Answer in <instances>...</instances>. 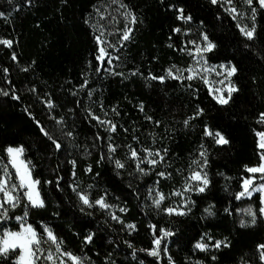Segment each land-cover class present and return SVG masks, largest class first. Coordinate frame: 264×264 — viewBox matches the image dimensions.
<instances>
[{
	"label": "trees",
	"instance_id": "16d2710c",
	"mask_svg": "<svg viewBox=\"0 0 264 264\" xmlns=\"http://www.w3.org/2000/svg\"><path fill=\"white\" fill-rule=\"evenodd\" d=\"M252 4L255 32L248 39L212 0H0V41H11L0 43V158L8 164L6 149L22 147L44 201V207H32L21 190L18 206L6 205L9 218L0 221V234L19 230L16 217L27 211L25 221L45 241L47 227L84 264H263L262 196L236 198L251 176L245 166L261 162L257 133L264 132V8L258 0ZM181 9L191 17L186 24L215 45L208 60L236 69L237 91L227 104L200 80L151 79L191 65L183 52ZM126 27L132 32L116 52L119 59L97 72L96 37L107 31L121 39ZM104 115L115 132L93 118ZM208 130L228 143H216ZM142 148L162 151L166 177L139 171L131 151ZM201 152L209 183L191 195L189 211L152 205L150 188L157 184L166 196L173 193ZM101 197L118 219L95 204ZM164 230L172 235L163 238L158 256L150 255ZM205 238L210 247L197 248ZM42 247L55 250L50 241ZM15 259L13 252L0 255V264H17Z\"/></svg>",
	"mask_w": 264,
	"mask_h": 264
},
{
	"label": "snow or ice",
	"instance_id": "6c2138e0",
	"mask_svg": "<svg viewBox=\"0 0 264 264\" xmlns=\"http://www.w3.org/2000/svg\"><path fill=\"white\" fill-rule=\"evenodd\" d=\"M12 0H9V3H11ZM116 0H113V3H115ZM219 0H212V3H218ZM245 2L249 5L252 4L253 0H245ZM260 6L264 8V0H258ZM227 3L231 4L232 0H227ZM121 7H125L124 5H121ZM181 19H186L190 20L191 17H184L182 15L183 10L181 9ZM233 13L236 12V8L232 7L230 9ZM253 13H255V9H252ZM4 13L0 12V16H3ZM127 15H131L128 13ZM254 18V16H253ZM132 22H135V17H132ZM175 31H180V29H176ZM132 29L131 28H125L123 31V35L121 37L122 41H127L130 39ZM241 32L248 38L252 39L254 36L255 28L253 27L251 30H248L246 28H241ZM103 33H101L100 36H97V42L98 44L101 45L99 48V55L96 57L98 61L101 62L100 67L97 68V72L103 68V62L105 58H107V63L111 64L113 57L111 54L107 51V48H112L113 45L107 44L105 47L104 45L106 42L102 39ZM203 39L205 41H208L207 35L203 36ZM0 43L6 44L8 46H11V41L8 40H3L0 41ZM215 45L208 41L206 47L196 48V52L200 53L202 51H211ZM15 59V57H13ZM115 59H119V57H115ZM223 67V66H222ZM6 71V70H5ZM179 71V70H178ZM185 71H188L189 73L195 72V69L189 68L186 69ZM236 72L235 67H231L227 71V75L230 77ZM137 73H133L135 75ZM167 75L168 76H173V71L172 69L167 70ZM173 78L179 79L180 77H175ZM193 75H189L186 77V79H193ZM151 79H159L163 81L165 77H156L152 76ZM221 84L224 83V81H220ZM87 85V80L85 81V84L82 85L81 87H85ZM215 91L218 93L217 95V101L220 104H227L229 102V99L232 96L233 92H236L237 89L235 87L229 86L227 88V96L225 97L223 94L222 89H215ZM3 95H8L7 92H3ZM17 98L18 97H14ZM49 107H52V104L49 102ZM143 106H141V109ZM202 111V110H201ZM99 123L101 124H106L109 126V130L111 132L116 131V125L113 124L111 121H105L101 120L99 117H93ZM261 120L264 121V113L261 114ZM187 124V121H185ZM41 131L44 132L45 135H48L46 131H44L43 128H41ZM206 135H214L217 137L216 143L218 144H227L228 140L219 132L212 133L210 131H206ZM69 136H71V133H68ZM257 135L260 138V143L258 147L262 150H264V132H259ZM51 139V137H49ZM53 143L55 144V147L57 149L61 148V144L53 140ZM116 149L115 147L110 146L109 151L114 152ZM145 152L148 153V156H158L160 157L159 160L156 159H149L147 163L151 165H156L159 162H162L164 157L160 154L159 151L152 152L148 149L144 150ZM6 152L8 154L9 160L8 164H3L2 161H0V165L3 166V172L2 175H0V221L7 220L9 218V208L6 207V205H10L11 208H15L18 206L21 200L20 196V191L23 190V197L27 199V201L31 204L32 207H44V201L40 198L39 191L37 190V185H39L41 182L39 180L33 179L32 177V169L30 167L31 161H25L21 157L23 156L24 149L22 147H17V148H12L9 147L6 149ZM201 156H204L205 154L202 152L200 153ZM131 156L132 158H137L138 157V152L136 150L131 151ZM261 157V162L259 163L258 166L255 167H246V170L249 173L252 174H257L259 173L260 175L258 177L253 176L251 178L245 179L243 182V190L237 194V199H240L244 196H251L254 192H264V151L260 153ZM144 161L141 160L137 163V168L143 172L144 169L140 168V163H143ZM74 163V162H73ZM206 163V161H205ZM11 165V167L15 170V177L18 180L19 183H11V178H12V173L8 171V165ZM116 165L118 168H123L124 165L120 161H116ZM90 170V169H89ZM160 176H164L165 174L163 172L159 173ZM190 180L194 181H201L203 185H207L209 181L207 180L206 177H202L200 172H194L193 175L189 178ZM259 180L261 181L260 183H256V181ZM205 189L204 187H200L198 191L203 192ZM178 195L180 193H177ZM164 195L160 194L159 199L155 200L154 203L159 206L161 201L164 199ZM80 199L85 205H89L90 207L92 206L89 198L87 195L80 194ZM95 204L99 205L102 208H107L109 205H107L104 201V198L101 197L97 200H95ZM262 204H264V198H262ZM121 211H124V209H121ZM169 213H173L176 210L169 208L167 209ZM206 211H208L206 209ZM260 213L261 215H264V207L260 208ZM177 214H184L183 212H178ZM249 214L252 215V223L254 224L256 222V216L255 213L249 209ZM27 217V211H25V214L23 217H16L18 221L21 222V227L19 231H8L5 230L2 234H0V255H7L9 252H17L18 250V255H17V264H43V262H48V264H68L70 261L71 264H84V260L82 257L74 255L70 251H66L62 249V240H60L57 236L54 235L51 229L45 227L44 233L47 236V241L44 240V236L40 235L37 230L31 225V224H25V219ZM113 219H118V217L113 216ZM242 226L243 222H242ZM130 228H134V225H129ZM172 235V233L164 231L163 236H169ZM163 237L157 238L154 243L157 245L156 248H153L150 251V255L152 256H158L160 254L159 252V245L161 244V240ZM92 236L88 235L86 237L87 242H91ZM51 242L52 244L55 245V250L53 251L51 248L45 249L42 247V243H47ZM220 241H217L215 243V247L219 248L221 246ZM197 248H200L201 250H205L208 245L206 244H201L198 243L196 245ZM258 248L261 250L260 251V257L262 260H264V244L259 245ZM166 250V249H165ZM67 258V259H65Z\"/></svg>",
	"mask_w": 264,
	"mask_h": 264
},
{
	"label": "rangeland",
	"instance_id": "374dc122",
	"mask_svg": "<svg viewBox=\"0 0 264 264\" xmlns=\"http://www.w3.org/2000/svg\"><path fill=\"white\" fill-rule=\"evenodd\" d=\"M219 2L236 19V21L239 24L240 29L241 28H246L248 30L252 29L251 23H252V14H253L252 9H254L253 8V4L249 5V4H247L245 2V0H232L231 4L227 3V0H219ZM232 7L236 8V12L235 13L230 11V9ZM183 22L185 23L184 26L182 27V32H183V35H184L183 52L187 53L190 57H192L191 65L188 68H186V69L192 68V69H195V72L189 73L188 71H185L186 69L180 70V69L177 68L176 70H173V76L180 77L179 79L182 80V81H189V79H186V77L189 76V75H193L194 78L190 79V80H194L195 79V80H200L201 82H203L208 87L211 95L216 100H217L216 97H217L218 93L215 91V89H222L223 90V94L226 97L227 96V88L229 86L235 87V85L233 83V79H232L233 75L230 76V77L227 75V71L233 66L230 65V64H227V63H221V64L211 63L208 60V58H207V53L209 51H202L200 53H197L196 52V48L197 47H200V48L206 47L209 39H208V41H205L203 39V36L206 35V34L204 32H202V30L200 28H198L196 26H192V24H186L187 22H191V20L183 19ZM102 39L106 42V44L104 45L105 47L107 46V44L113 45L112 48H107V51L113 57L112 63L108 64L107 63V58H105V60L103 62V65L105 66L107 64V65L113 66L115 57H117L116 52L119 50V48L122 47L124 41L119 39V33L116 34V35H111L107 31H103ZM99 47H101L100 44H99ZM167 76L168 75H166L164 77H167ZM173 76H171V77H173ZM220 81H224V83L221 84ZM99 118L101 120L111 121V119L107 115H104V117L101 116ZM102 125L106 129L109 130V126L108 125H106V124H102ZM215 138L217 139V137H215ZM258 139H259V143H260L259 136H258ZM12 148H17V147H12ZM145 149L146 148H142L138 152V157L135 158L137 163L139 161H141V160L144 161L143 163H140V168L144 169V171L142 173H151V172H159V173H161V172H163L165 174L163 177H166L167 176L166 175L167 174V172H166L167 169H166L165 163H163V161L157 163L156 165H151V164L147 163V161L149 159L159 160L160 157H158V156H151V157L148 156V153L144 151ZM148 150H150L152 152L159 151L160 154L163 156L162 151L159 150V149L149 148ZM262 151H264V150L260 149V153ZM21 158L24 159L25 161H27L25 159V157H24V153H23V156ZM8 160H9V157H8ZM0 161H2L3 164H7L1 158H0ZM160 169H162V171H159ZM8 171L13 174L10 182L11 183H19L18 180L15 177V170L11 167L10 164L8 165ZM2 172H3V166L0 165V175H2ZM194 172H200L201 176L202 177H206L207 180H208L207 172H206V168H205V157L204 156H201V155L199 156V158L192 165L191 171L187 175L182 177L181 185L178 188H176L173 191V193H171L170 195L166 196L159 189L157 184L152 186L150 188V193H149V200L152 203V205H154L157 208H162L164 205H166L168 203L169 204L171 203L170 206L165 208L166 212H168L167 209H169V208H172V209L176 210L173 213H178V212L185 213V212H188L190 207H191V204H192L191 195L193 193H195V192H200V191H198V189L200 187H204V189H205V187L207 186V185L206 186L203 185L202 180L201 181H194V180H190L189 179L193 175ZM259 175H260L259 173H257V174H252L251 173V176L248 177V178H251L253 176L258 177ZM248 178H246V179H248ZM260 182L261 181H259V180L256 181L257 184L260 183ZM37 190H38V185H37ZM22 192H23V190H22ZM177 193H180V194L178 195ZM259 193L261 194L262 198H264V192H259ZM160 194H163L165 198L161 201L160 205L157 206L154 203V201L159 199ZM0 195H2V194H0ZM40 198H41V196H40ZM107 205H109V204H107ZM262 207H264V204H262ZM104 209L107 210V212H108V214L110 216L117 217V214H116L117 209L116 208H114V207L109 205V207L104 208ZM25 224H28V223L25 221ZM5 230L14 231V230H11L10 228H6V229L3 230V232ZM19 230H16V231H19ZM164 231H167V230H164ZM167 232H169V231H167ZM160 237L164 238L166 236H163V233H162V235L158 236L157 238H160ZM163 238L161 240V243L163 241ZM199 243L208 245L207 248L210 247V245L207 242L206 238L203 239L202 241H200ZM156 247H157V245L155 244L154 248H156ZM160 247H161V244L159 245V249H160ZM10 253H12V252H9L8 254H10ZM15 253H16V259L15 260L17 261L18 250ZM262 261H263V264H264V260H262Z\"/></svg>",
	"mask_w": 264,
	"mask_h": 264
},
{
	"label": "crops",
	"instance_id": "0c3cea01",
	"mask_svg": "<svg viewBox=\"0 0 264 264\" xmlns=\"http://www.w3.org/2000/svg\"><path fill=\"white\" fill-rule=\"evenodd\" d=\"M254 167H255V166H254ZM254 193H256V192H254ZM254 193H253V194H254ZM253 194H252V195H253ZM252 195H251V196H252ZM251 196H250V197H251ZM246 197H249V196H244V197H242V198H246Z\"/></svg>",
	"mask_w": 264,
	"mask_h": 264
}]
</instances>
